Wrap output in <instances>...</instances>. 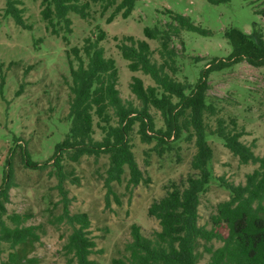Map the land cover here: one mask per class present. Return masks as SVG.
I'll use <instances>...</instances> for the list:
<instances>
[{"label":"rangeland","instance_id":"374dc122","mask_svg":"<svg viewBox=\"0 0 264 264\" xmlns=\"http://www.w3.org/2000/svg\"><path fill=\"white\" fill-rule=\"evenodd\" d=\"M6 1L0 0V185L11 156L13 188L6 205L7 214L28 215L25 226L38 227L40 240L29 255L33 264H75L68 262L70 256L63 250L71 231L69 226L58 222L63 212V194L57 186L56 169L52 162H47L69 129V58L74 60L71 50L81 47L85 38L93 37L99 31L105 33L100 45L105 57L115 62L120 96L139 108L140 103L129 91L131 78H140L144 86L154 83L141 72L128 70V63L116 47L123 37L147 42L154 59L159 60V42L146 39L144 28H164L170 21L167 12L188 17L208 34L183 31L172 40L171 46L177 54L178 73L174 78L193 86L209 60L225 59L230 54L231 47L224 37L226 30L236 28L264 43V19L255 14L264 8V0H229L216 4L209 0H137L128 18L122 19L118 15L110 23L107 19L113 9L102 13L99 5H91L87 18L70 13L68 29L61 24L56 33L41 18V0H17L22 3L23 19L28 28L19 27L10 17L4 16ZM73 66H76L75 61ZM207 81V95L217 108V116L225 121L235 120L244 134L241 142L251 146L256 156H262L264 68L243 61L212 72ZM150 114L156 129L162 128L160 114L153 108ZM211 123L214 126V122ZM137 131L135 124L130 143L146 183L128 188L126 170L122 181L112 183L107 194V156H84L78 163L63 162L67 177L63 188L69 200L68 210L71 215L84 213L88 216L90 237L96 244L89 258L96 264H111L112 259L126 256L124 247L131 241V225L139 226L146 237L159 231L158 222L147 214L149 206L164 196L171 183H179L192 174L193 141L172 143L171 149L159 156L153 151L155 143H142ZM94 138H101L96 129ZM210 146L217 179L243 184L245 176L256 168L252 164H240L238 158L216 139L210 140ZM24 151L33 162H47L45 168H26L22 160ZM228 198L229 194L220 182L213 181L200 197L198 224L210 229L215 206ZM221 232L226 234L224 230ZM212 244L216 248L221 242ZM0 251L1 263L6 260L7 246L2 245ZM207 261L208 255L204 254L198 264Z\"/></svg>","mask_w":264,"mask_h":264},{"label":"trees","instance_id":"16d2710c","mask_svg":"<svg viewBox=\"0 0 264 264\" xmlns=\"http://www.w3.org/2000/svg\"><path fill=\"white\" fill-rule=\"evenodd\" d=\"M136 1L41 0L40 15L56 33L61 24L68 29L70 13L85 19L89 16L90 6L99 5L102 13L113 9L107 19L110 23L118 15L122 19L128 18ZM228 1L209 0L213 4ZM21 6L20 1L7 0L4 16L10 17L17 26L28 28ZM167 14L170 21L164 28L155 26L143 30L146 39L159 42V60L154 59L147 42L131 36L123 37L116 45L120 56L128 63V70L141 72L154 83L153 86H144L140 78H131L129 91L140 103L139 108L120 96L115 62L105 57L100 45L105 33L99 31L95 36L85 38L81 47L71 50L74 60L69 58V129L47 161L56 169L57 186L63 194V212L58 222L69 226L71 231L63 250L70 256L69 263L96 264L89 258L96 244L90 237L88 216L84 213L71 215L68 210L69 200L63 188L67 180L63 162L78 163L84 156H107V194L112 183L122 181L126 170L128 188L146 183L130 143V134L137 124L141 142H154L153 151L159 156L169 151L172 143L193 141L192 174L179 183H171L164 196L149 206L147 214L158 222L159 231L146 237L139 226L131 225V241L124 247L126 256L112 259L111 264H198L204 254L208 255L206 264H264V154L256 156L251 146L241 142L243 131L239 130L235 120L225 121L218 117L217 108L207 95V80L212 72L243 61L264 68V43L236 28L226 30L224 37L231 47L230 54L225 59L209 60L196 83L188 85L174 78L178 73L177 54L171 42L183 31L199 35L208 32L195 26L188 17ZM255 14L264 19V8ZM151 108L161 116L163 127L160 129L155 127ZM95 129L101 134L99 140L94 138ZM212 139L220 141L240 164L256 166L245 176L243 184L235 185L214 177ZM22 154L26 168H45L47 162L38 164L30 160L26 151ZM10 159L6 162L7 169L0 185V247L6 245L8 248L6 260L0 264H33L29 255L40 240L38 227L25 226L28 215L7 214L6 205L13 188ZM213 181L220 182L229 198L215 206L210 217L211 228L207 229L198 224V207L201 195ZM214 241L221 242V245L215 248Z\"/></svg>","mask_w":264,"mask_h":264}]
</instances>
